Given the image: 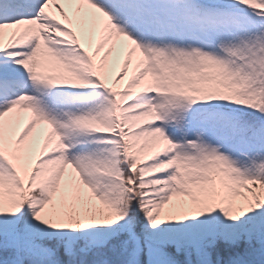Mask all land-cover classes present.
<instances>
[{"label":"snow or ice","instance_id":"6c2138e0","mask_svg":"<svg viewBox=\"0 0 264 264\" xmlns=\"http://www.w3.org/2000/svg\"><path fill=\"white\" fill-rule=\"evenodd\" d=\"M0 264H264V0H0Z\"/></svg>","mask_w":264,"mask_h":264}]
</instances>
